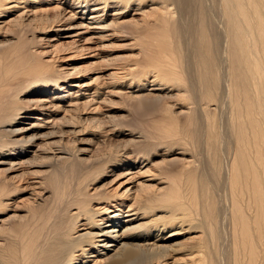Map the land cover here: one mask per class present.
<instances>
[{
  "label": "bare ground",
  "instance_id": "6f19581e",
  "mask_svg": "<svg viewBox=\"0 0 264 264\" xmlns=\"http://www.w3.org/2000/svg\"><path fill=\"white\" fill-rule=\"evenodd\" d=\"M68 22L82 33L66 36L74 39L64 43L68 63L58 66L41 47ZM133 26L137 34L127 32ZM92 30L102 42L131 39L126 50L137 54L104 61L111 72L79 84L86 69L73 62L92 51L94 38L83 36ZM50 32L57 39L35 36ZM0 36L16 40L0 50V167L8 166L7 176L0 168V215L30 189L37 206L28 213L49 208L63 230L46 247L51 241L33 242L30 232L9 240L0 229V264H128L143 254L140 264H166L182 248L185 258L172 264H264V0H0ZM148 96L166 101L162 122H153L158 141H186L172 154L181 156L179 168L97 196L90 187L110 165L124 160L139 170L131 178L147 177L141 170L153 152H168L157 144L131 151L137 134L98 117L111 97ZM88 132L98 142L106 134L132 139L79 158ZM188 235L191 247L177 242Z\"/></svg>",
  "mask_w": 264,
  "mask_h": 264
},
{
  "label": "rangeland",
  "instance_id": "374dc122",
  "mask_svg": "<svg viewBox=\"0 0 264 264\" xmlns=\"http://www.w3.org/2000/svg\"><path fill=\"white\" fill-rule=\"evenodd\" d=\"M55 5L56 4L52 3L51 7H55ZM19 8H21V7H19ZM147 8L148 7H146V6L144 7L145 10ZM69 10H67V12H69ZM112 13L113 12H111V14ZM75 21H77V20H75ZM106 21H109L108 17H107ZM69 23H71V22L65 23L63 25V28H65V31L58 33V34L62 35V37H60L58 41H54L52 43L47 42L49 44H45V46L41 47V50L45 48L44 51L49 52L47 57L44 58V56H43V58L45 60H51V59L56 60V62H57L56 65H58V66L59 65H65L66 63H68V62H66V59L70 55V53H68L69 51L67 52L66 50L71 45H69V44L64 45V43L71 42L74 39H68V38H66V36H71V35H75L78 33H82L81 30H79V29H68L70 27ZM102 24H104V23H102ZM128 27H131V26H128ZM57 29H59V28H56V30ZM90 32H95V35L89 33V34L83 35V36L85 38H94L93 41L91 42V44H89L92 48V51H87L85 53V55L79 59V61L76 60L75 62H73V63H76L77 65L82 66L86 69V73L83 75L79 84H83L84 82H90L91 80H93L97 77H101L102 75H107L109 73V71L111 72L112 71L111 69L115 66H109V65L105 66L103 63L104 61H108L110 58H114V57H119L118 61H123V60L129 58L126 56H131L134 53L137 54L136 51L132 52V51H129L128 49L126 50V46L130 43L131 39L113 38L111 40L102 42L101 41L103 39L102 32L100 33V32H96L94 30H92ZM127 32L132 33V34H137V33H135V27L129 28V30ZM56 34H57V32H50L47 34L38 33L35 36H39L41 38H45L47 36L48 38L57 39V37L55 36ZM11 39H12L11 37L8 38V37L0 36V50H2L4 47L9 45L10 42L16 41L14 39L13 40H11ZM79 39H81V37H77L76 40H79ZM78 44L84 45L83 42H79ZM72 52H75V50L73 49ZM59 58H61V61H58ZM73 88H75V87H73ZM148 88H150V87H148ZM143 94L146 95V94H148V92L143 93ZM146 98H148V99H144L145 101H135V100L133 101L130 99H128V100L125 99V103H124V102H120L122 100H120L118 98H114V97L112 98L111 97L112 103H109L108 106L102 107L99 112L103 111V113H101V116L99 115L98 117H100L101 120L107 121L108 123L111 122L113 124H121V126H124V129L126 128V130H128L130 128V129H132V131H134L137 134V137L135 138L136 143L131 145V151H136L139 149L140 150H142V149L147 150L150 148L149 146H151V145L153 146V145L157 144L158 146L161 145V146H159V151L161 153H166V151L168 150V152L166 153L167 156L163 155L160 157V156H158V152H153L150 159H152L153 156L155 158L150 163H148V164L145 163L143 165V169L141 170V173H143V176H147V177H141V178L140 177L131 178V176L128 175V172H130V174H136L139 170L132 169L130 171L128 169V167L124 166V163H125L124 160L122 162L123 165L122 166L120 165L117 168H114L112 165H110L107 168V170L105 171L106 174L100 176L99 179L96 182H94L90 187V189L93 188L92 192L96 191L97 196L109 194L110 191L114 190L115 188H117L119 186L120 187L118 188L117 191H120V193H123L127 188L135 190L136 188H134V187L139 182L146 181V180H148V178H151L155 175H158V173H160V172H163V171L167 172V170L169 168L170 169L173 168V170H175L174 167L179 168L180 163H179V161H177V159H181V156L180 155L173 156L172 154L174 153V151H176V152L182 151V149L178 148V147L181 146L183 143H186V141H185V139L182 138V134H178L176 136V138L171 137L169 139V140H171L170 142L168 139H165V141L167 143L168 142L174 143V144L171 143L172 145L170 144V146L166 142L161 141L164 139H161L160 141H158L159 138H162V137L160 136V133L158 131H156L155 127L157 126L156 125L157 122L159 123L164 117L163 110H164V105H165L164 103L166 101H164V102L163 101H161V102L160 101L159 102L153 101L151 99L155 98V97H152V96H148ZM170 101L173 103V102H175V99H170ZM122 108H124L125 110ZM182 109H179V107L177 106V107H175L174 110L176 113H178L181 110L185 111L187 108H182ZM106 115L108 117H106ZM177 119L179 120V123H183L185 116L178 115ZM153 122H155L156 124L154 125ZM21 124H22V122L19 123L18 125H21ZM17 127H20V126H17ZM110 129L111 128L109 126H107V130H110ZM151 130H153V131H151ZM154 130L156 131V133L154 132ZM158 133H159L160 137L157 135ZM97 134H99V133H97ZM127 134H128V132H127ZM140 135H141V138L138 137ZM155 135L157 138L154 137ZM96 136H98V135H96ZM105 137L106 138L103 137L101 139L103 142H98L97 138L92 134V132L82 134L79 137V139H81L82 141L77 142L76 147H77V149L85 150L88 152L85 153L84 155L81 154L79 156V158L89 159L91 155H96L97 154V151H96L97 144L102 147L98 151L102 152V150H106L107 149L106 146H108L110 144H113V147H115L121 141H122L121 143H123L126 140L132 139L130 136H122L120 138H117V136H115V135L109 136L107 134ZM151 137L156 138L157 140L153 139ZM174 138H175V141H174ZM178 138H179V140H177ZM180 138H182L185 142L181 141L182 139H180ZM104 142H106V143L103 144ZM176 143L180 144V145H177ZM133 145L135 147H138V148L136 149L135 147H133ZM162 145H165V146H162ZM184 145H186V144H183L182 146H184ZM176 146H177L178 150L175 149ZM147 147H149V148H147ZM167 147L168 148L170 147V148L167 149ZM186 147L187 146H184L183 148L186 149ZM171 149H172V152L169 153V151ZM173 149H175V150H173ZM88 153H90V154H88ZM64 157H70V156H64ZM99 157H100V155H99ZM96 158H98V157H96ZM96 158H95V160H96ZM23 159L27 160L26 162H30V161H32L33 157L27 156V158H23ZM164 160H165V162H170V164L169 163L163 164ZM154 162L156 164H160L161 167L155 168ZM0 168H1V170L4 171L3 172L4 176H7L8 172H6V171L8 170V166H1ZM29 168H30L29 165H24L19 171L11 173L10 176H17L14 179V181H18L19 178L24 173V171L29 169ZM136 168H138V166ZM38 169L39 168H34V170H38ZM46 169L47 168H43V170H46ZM137 179L139 180L138 182H137ZM36 180H38V179H36ZM151 184H155V183L151 182ZM29 190L30 189H26L24 191H18L15 194V197L9 201V211H7V213L3 214L2 216L0 215V219H8V218L9 219L4 224L0 223V229H2V228L5 229V232H3V233H5L4 236L6 239H9V240L10 239L14 240L17 237L27 236V234L30 232V237H31V240L33 242H35L34 240H38L39 243H42L45 240L51 241V244L47 245L46 247H56L57 241L62 237V234H63V230L61 227L62 220L59 219L56 214L54 216L52 214H50L48 212L49 208L39 207L40 209L37 211V213L35 215L29 214L28 210L31 209L32 206H37V203L34 204L33 198L31 195V191H29ZM221 195L224 196V193L221 192ZM14 215H21V216H27V217L24 219L12 218ZM54 217L57 219L56 222H55ZM226 227L227 228H226L225 232H227V236H225V237H227L229 239V237H228L229 236L228 235L229 227H228V225H226ZM83 233H85V232H83ZM9 234H11V235H9ZM194 236L195 235L185 236V237L177 240V242H179L181 245H185V247H188V246L191 247L192 242L190 241V238H192ZM227 238L226 239L224 238V239L228 245L225 244L226 242L224 241L223 247L229 246V240H227ZM0 243H3V242L0 241ZM92 252H95V250H92L91 252H88V253L92 254ZM91 254H89V255H91ZM111 255H114V253ZM143 255H144V257L140 256L139 257L140 259H137V260H135V262L128 263V264H138L137 261H139V260H140L139 261V264H140V262L143 261V259L145 258V254H143ZM185 255H186V248H182L180 250V252L172 253L170 256L171 259H168L165 263L166 264H172L173 261H175V260L180 261V259L185 258ZM76 264H81V263H76Z\"/></svg>",
  "mask_w": 264,
  "mask_h": 264
}]
</instances>
